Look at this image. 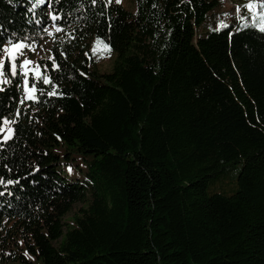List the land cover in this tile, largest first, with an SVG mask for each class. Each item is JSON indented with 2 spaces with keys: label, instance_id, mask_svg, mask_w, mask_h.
I'll list each match as a JSON object with an SVG mask.
<instances>
[{
  "label": "trees",
  "instance_id": "trees-1",
  "mask_svg": "<svg viewBox=\"0 0 264 264\" xmlns=\"http://www.w3.org/2000/svg\"><path fill=\"white\" fill-rule=\"evenodd\" d=\"M225 1L53 2L60 67L37 62L62 95L33 72L36 101L22 74L0 84L16 122L0 141V180L15 181L0 183V264H264V33L245 11L203 32ZM33 2L0 0V27L37 46ZM97 36L111 69L87 49Z\"/></svg>",
  "mask_w": 264,
  "mask_h": 264
},
{
  "label": "snow or ice",
  "instance_id": "snow-or-ice-1",
  "mask_svg": "<svg viewBox=\"0 0 264 264\" xmlns=\"http://www.w3.org/2000/svg\"><path fill=\"white\" fill-rule=\"evenodd\" d=\"M53 2L56 4L61 3V0H48V6L49 10L44 13L43 15H40L39 9L41 5L45 4V0H34V2L31 5V8L29 11L35 12L38 18L35 19V23L38 25H41L42 31L48 32V28L45 26L47 21H51L53 26H55V31L57 33L62 31V28L59 26L60 21L62 20V11L61 9L54 8ZM92 4H96L98 2H104V0H90ZM113 0H106L105 6L108 4H111ZM121 0H115L116 4H119ZM249 10H254L257 7H264V0H259V3L257 4L256 0H248V3L244 5ZM240 6H237V9H239ZM226 15V14H225ZM260 20L257 24L254 26L262 33H264V13H259ZM226 26V25H225ZM22 30L18 31H5L0 27V78L3 77H10L11 79H0V83H11L12 86H15V80L20 77L22 74L23 79V92L26 94L25 99H31L33 101L37 100V96L35 93L37 91H43L44 89L37 88L36 83H33L31 88L28 87L29 80H28V73L31 71L34 73L37 80H40L42 78L43 85H51L53 88V91H49L48 95H56L62 93H56L55 89L57 87L56 84H52V77L51 75H42L39 64H36L35 67L29 68V65L34 64L30 58L25 56L26 51H34L33 45H35L37 42L34 39L35 33L33 34V37L22 35ZM49 35H53V33L48 32ZM97 41H100L101 38L99 36L96 37ZM91 51L95 53L97 51L95 44L93 45ZM101 55H103L104 51H107L110 53L111 51V45L110 43H103V48L100 50ZM61 55H66V53H62ZM88 53H85V56H87ZM9 62L8 67H5V60ZM48 60L51 61L50 68L52 70H56L60 67L58 63V58L56 54L50 55L48 57ZM49 68L48 65L44 66V70L47 71ZM19 69V72H18ZM0 91H3V89H0ZM23 100L20 101L21 104H23ZM15 114L18 116L20 115V109H17ZM12 113L9 112L7 116H4L2 113H0V133H5V128L2 126L3 124L8 123H16L15 121L10 120ZM14 133V129L12 127H8L6 130V133L3 136V140L7 141L10 139L12 134ZM57 139H59V136H57ZM3 145H0L2 147ZM6 167V165H5ZM69 171H71V167H69ZM7 183L12 184L15 181L13 180H7L3 181L0 180V183ZM2 195V193H0Z\"/></svg>",
  "mask_w": 264,
  "mask_h": 264
},
{
  "label": "rangeland",
  "instance_id": "rangeland-1",
  "mask_svg": "<svg viewBox=\"0 0 264 264\" xmlns=\"http://www.w3.org/2000/svg\"><path fill=\"white\" fill-rule=\"evenodd\" d=\"M113 1L115 2V0H113ZM247 3H248V0H240L238 2H234L232 0H226L224 5L222 6V8H220L216 13V18H221V19L223 18L225 20L217 23L215 26L209 25L206 29L203 30V32L210 31L213 28L220 29V28L225 27V25L226 26L230 25L233 22L234 18L228 19L229 12H233L236 20H241L242 13L244 11L246 12V14H249L251 16V18L258 16L259 20H260L259 13H264V7H262L260 11H258L259 7H257L254 10H249L246 7H244V5H246ZM120 4L130 12H135L137 10V5L135 3V0H121ZM257 4H258V2H257ZM237 6H240V8L237 9ZM48 32L53 33V35L47 34V37L39 45L33 46L34 51H31V52L26 51L25 52V56L30 58L33 62H35L34 64L29 65V68L35 67L36 64H38L37 60L40 57H48L51 53V50H52V47L54 44H56L58 41H60L62 39H66L65 31L62 30L61 32L57 33L55 31V26H53V24H51L48 27ZM94 44L96 46L97 51L95 53H93V55L98 61L99 68L102 71L107 70V69H111L110 67L112 66V64L114 62L115 53L112 51H110V53H108L107 51H104L103 55H101L100 50L103 48V43L95 40L94 38H90L86 42L87 49L91 50ZM29 73H28V75H29ZM0 79H4V77L0 78ZM23 79H24V77H23ZM22 86L24 87V84H22ZM25 95L26 94L23 92V99L25 98ZM8 127H11V123H8L4 127L5 133H6V130ZM5 133H2L0 135V141L3 140V136ZM238 172H239V167L235 168L234 171H231V172L225 174L224 176H222L219 183H226V185H225V188L223 187L221 189V191H223L227 194L233 193L235 191ZM79 206H80V203H77L74 208H78ZM72 214H73V211L70 212L69 217ZM28 256L32 259L34 258L31 255H28ZM34 264H39V263L35 261Z\"/></svg>",
  "mask_w": 264,
  "mask_h": 264
}]
</instances>
